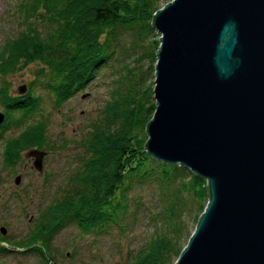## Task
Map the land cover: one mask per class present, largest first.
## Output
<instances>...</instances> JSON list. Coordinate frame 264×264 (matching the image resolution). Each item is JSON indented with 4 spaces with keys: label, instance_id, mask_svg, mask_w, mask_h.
Returning a JSON list of instances; mask_svg holds the SVG:
<instances>
[{
    "label": "trees",
    "instance_id": "obj_1",
    "mask_svg": "<svg viewBox=\"0 0 264 264\" xmlns=\"http://www.w3.org/2000/svg\"><path fill=\"white\" fill-rule=\"evenodd\" d=\"M169 1L19 0L13 8L16 33L0 45L4 114L0 135L9 128L21 130L2 145V163L7 168H13L30 149L52 151L46 122L27 123L39 104L33 85L23 96H12L8 76L38 66L53 107L59 108L113 60L112 44L120 32H130L134 48L142 52L133 67L121 66L120 87L105 102L101 120L89 126L80 143L83 156L68 175L64 190L38 211L24 237L16 241L0 237L12 252L34 253L44 263L50 259L53 237L69 223L81 234L97 235L120 220H132L134 211L145 206L141 193L129 196L135 186L151 189L147 217L151 229L134 257L122 264H173L185 246L208 201L206 182L182 166L155 161L143 147L144 128L154 109L151 89L158 46L151 18ZM6 253L0 247V254Z\"/></svg>",
    "mask_w": 264,
    "mask_h": 264
},
{
    "label": "water",
    "instance_id": "obj_2",
    "mask_svg": "<svg viewBox=\"0 0 264 264\" xmlns=\"http://www.w3.org/2000/svg\"><path fill=\"white\" fill-rule=\"evenodd\" d=\"M151 28L144 151L204 180L208 199L174 264H264V0H172ZM44 155L26 152L34 171Z\"/></svg>",
    "mask_w": 264,
    "mask_h": 264
},
{
    "label": "rangeland",
    "instance_id": "obj_3",
    "mask_svg": "<svg viewBox=\"0 0 264 264\" xmlns=\"http://www.w3.org/2000/svg\"><path fill=\"white\" fill-rule=\"evenodd\" d=\"M18 2L0 0V45L4 39L16 33L17 25L12 12ZM145 41L147 45L148 39ZM112 45H115L113 60L59 108L53 107V97L44 88L45 79L37 74L38 66L30 65L6 78L12 96H18L19 86L27 88L33 85L32 94L38 97L39 104L27 123L39 119L46 122V135L52 151L45 153L40 172L33 170L26 152L22 153L21 160L13 168H7L2 163V145L21 129L9 128L0 135V228L5 230L3 238L16 241L24 237L38 211L64 190L68 175L83 156L80 143L86 137L89 126L101 120L105 102L120 87L121 66L133 67L142 52L140 48H134V36L128 31L120 32ZM143 64L145 68L146 61ZM153 80L154 77L151 92ZM15 176L20 177L18 185L13 184ZM150 191L149 186L133 187L129 196L141 193V203H145V206L135 210L136 213L134 211L132 220L130 217L120 220L119 225H110L102 234H81L74 223L67 224L53 237L50 259L44 263L34 253L12 252L10 246L0 243V247L9 252L0 254V264H122L130 261L150 235L151 227L147 219ZM130 206L132 212V204Z\"/></svg>",
    "mask_w": 264,
    "mask_h": 264
}]
</instances>
